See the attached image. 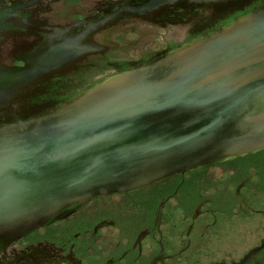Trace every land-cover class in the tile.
I'll return each mask as SVG.
<instances>
[{"label": "water", "instance_id": "obj_1", "mask_svg": "<svg viewBox=\"0 0 264 264\" xmlns=\"http://www.w3.org/2000/svg\"><path fill=\"white\" fill-rule=\"evenodd\" d=\"M262 160L264 0H0V264H120Z\"/></svg>", "mask_w": 264, "mask_h": 264}, {"label": "flooded vegetation", "instance_id": "obj_2", "mask_svg": "<svg viewBox=\"0 0 264 264\" xmlns=\"http://www.w3.org/2000/svg\"><path fill=\"white\" fill-rule=\"evenodd\" d=\"M226 179L234 188L222 184L218 190L209 186L208 192L205 184L198 187L120 264H187L199 250L206 264H264V235L236 259L208 261L209 239L221 243L230 238L225 229L226 212L243 206L245 211L252 210L251 217L258 214L264 219V208L254 204L259 201L257 194L264 191V160L228 174ZM246 185L248 196L243 190ZM261 230L264 234V226Z\"/></svg>", "mask_w": 264, "mask_h": 264}, {"label": "rangeland", "instance_id": "obj_3", "mask_svg": "<svg viewBox=\"0 0 264 264\" xmlns=\"http://www.w3.org/2000/svg\"><path fill=\"white\" fill-rule=\"evenodd\" d=\"M226 177L227 175L205 184L204 186L206 188V191H211V188H208L209 186H213L216 190H218L222 184H224V188L226 187V185L227 189L234 188L231 183L228 184L231 181H228ZM262 186L264 185L262 184ZM243 190L246 192L245 195L248 196L249 191L247 185L243 188ZM259 193L257 194V199L259 201L255 202L254 204L256 206L264 208V191ZM251 211V209L250 211H245L242 206L239 208L238 211H232V213L226 212V214L224 215L225 229L227 232H229L230 238L226 237L224 239V242L221 243L219 241L218 243L217 241L214 242V238L209 239L208 261H217L223 259L227 262L230 259H236L237 257L241 256L245 251L259 243V241L262 239V236L264 235L261 230L264 226V219L261 217V215L258 214L255 217H251ZM246 214L248 216H245ZM253 230H255V232H252ZM216 249L218 251H216ZM222 251H224L225 254H223ZM201 255V250H199L197 254L193 255V257L190 258L187 264H191V261H193V264H206L207 260L205 258H201ZM197 257L198 260L201 259L200 262L195 260V258ZM181 264L185 263L183 262Z\"/></svg>", "mask_w": 264, "mask_h": 264}]
</instances>
